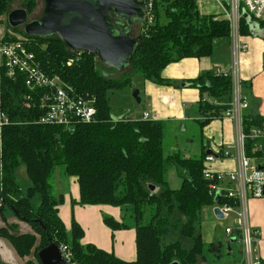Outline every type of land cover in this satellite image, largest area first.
Segmentation results:
<instances>
[{
	"label": "trees",
	"instance_id": "16d2710c",
	"mask_svg": "<svg viewBox=\"0 0 264 264\" xmlns=\"http://www.w3.org/2000/svg\"><path fill=\"white\" fill-rule=\"evenodd\" d=\"M12 1L15 0H0V23ZM22 1L23 9L31 14L35 0ZM155 3V24L150 28L141 25L132 62L119 72L123 73L121 77H113L106 69L102 73L99 61L92 55L70 54L55 37L40 40L26 37L21 31L18 36H4L5 40L24 38L44 71L58 76L78 94L94 99L98 111L97 122L91 125H40L36 121L38 112L24 108V97L29 92L24 82L8 78L1 70V107L13 124L0 128V200L2 208L13 209L17 219L29 224L34 234L10 235L4 230L0 234L10 240L21 257L34 254L36 264H41L38 252L54 243L68 246L76 264H200L207 261L206 253L219 245L211 243L207 248L200 231L203 209L215 204L204 177L206 150L200 158H185L177 153L166 156L164 122L132 120L125 115L114 118L110 105L109 95L127 88L135 77L164 85L162 72L167 66L185 59L211 58L216 43L229 38L222 12H201L199 0ZM159 8L167 17L165 25L160 23ZM242 27L248 36L245 20ZM192 86L200 94L198 110L202 119L198 124L202 133L228 109L231 82L205 72ZM244 124L246 133H250L264 128V118L245 116ZM260 145L264 148V140L248 139L247 157L263 155L256 152ZM22 166L30 182L27 189L17 181ZM61 166L65 176L77 179L81 199L74 204L110 206L122 211L121 222L105 216L104 223L113 232L136 231V261L124 262L94 245H83L84 232L74 220L67 231L59 216L64 200L53 182ZM173 167L182 178L178 190H172L167 180ZM149 186L158 188V192L153 193Z\"/></svg>",
	"mask_w": 264,
	"mask_h": 264
},
{
	"label": "built area",
	"instance_id": "2783aa9c",
	"mask_svg": "<svg viewBox=\"0 0 264 264\" xmlns=\"http://www.w3.org/2000/svg\"><path fill=\"white\" fill-rule=\"evenodd\" d=\"M144 1L145 19L142 28H150L156 21V3L155 0ZM215 1L221 9V18L226 20L229 27L231 62L228 69H217L214 73L231 82V100L222 117L234 125L235 142L219 156H207L205 164L231 159L236 162L237 167L229 173L212 172L206 168L204 177L209 182L208 195L214 202L218 196L220 198V202L215 203L211 211L214 213L215 209H219L223 220L230 219L232 215L236 216L234 225H228L225 229L226 237L229 241H234L232 251L235 244L239 248L240 257L234 264H262L261 257L256 252L259 234L249 224L248 203L250 199L264 198V167H250L251 159L247 157L246 142L248 139L264 140V128H255L250 133L245 131V112L249 108V102L243 92L242 71L243 57L249 51V45L243 40L242 23L246 14L252 22L264 28V0ZM0 68L8 78L24 82L29 90L24 97V108L38 112V124L72 128L97 122L95 100L78 94L58 76H51L44 71L31 50L30 43L24 38L0 39ZM142 120H150V115L144 114ZM10 124L13 123L2 109L0 101V128ZM256 152L264 153V148L260 145ZM217 247V254L221 257V245ZM59 249L67 264H76L68 246L62 245ZM232 251L229 253L227 250V254L230 256Z\"/></svg>",
	"mask_w": 264,
	"mask_h": 264
},
{
	"label": "crops",
	"instance_id": "0c3cea01",
	"mask_svg": "<svg viewBox=\"0 0 264 264\" xmlns=\"http://www.w3.org/2000/svg\"><path fill=\"white\" fill-rule=\"evenodd\" d=\"M199 9L203 13H217L216 10L219 9L221 13L215 0H199ZM136 32V35H139L140 29H137ZM243 40L249 45V51L243 57L242 71L243 92L249 102L245 116L264 118V42L258 37L251 36L250 32L248 36L243 34ZM225 41V46L220 45L217 55L214 51L211 58L185 59L167 66L162 72V78L166 81L164 85L143 81L140 90L141 104L144 100L146 103L143 115L149 114L150 120L164 122L167 126L171 125L172 128L182 130V132H186L188 126L198 124V121L202 119L198 110L200 94L198 88L192 86V82L205 72L214 73L217 68H223V70L229 68L231 48L229 40ZM143 115L136 120L142 119ZM130 119L134 120L132 117ZM202 137L206 140L202 143V146L207 148L205 150L210 149L215 153V156H219L222 151L235 142L234 125L222 116L217 117L202 130ZM236 167V162L231 159H221L205 164V168L217 173L233 172ZM224 185L228 186L226 183ZM56 192L64 200V203L59 206L60 218L68 232L71 230L73 220L82 228L84 232L83 245H94L124 262L136 261V231L129 229L113 232L104 223L105 216L121 222L123 213L120 209L110 206L74 204V202H80L81 199L77 179L69 178L63 173L58 178ZM0 209V231L4 230L10 235L34 234L29 224L17 219L13 209L2 208L1 200ZM207 209L211 210V208ZM248 217L251 228L259 234L256 252L264 264V198L249 201ZM235 218L236 216L233 215L230 217V225H234ZM29 262L36 264L34 254L21 257L10 240L0 234V264H28Z\"/></svg>",
	"mask_w": 264,
	"mask_h": 264
},
{
	"label": "water",
	"instance_id": "95a60500",
	"mask_svg": "<svg viewBox=\"0 0 264 264\" xmlns=\"http://www.w3.org/2000/svg\"><path fill=\"white\" fill-rule=\"evenodd\" d=\"M11 29H20L24 36L47 40L57 38L70 54H89L97 58L106 70L125 71L131 64L137 49L139 36L133 32L145 19L143 0H41L39 18L29 20L25 10L8 14ZM250 35L264 42V28L252 22L245 14ZM189 86V85H188ZM134 98L141 104L140 92ZM207 156L215 155L207 150ZM153 193L158 188L149 186ZM220 202L219 196L215 203ZM217 219L223 220L219 209L214 210ZM233 240L228 241L227 250L232 251ZM41 264H67L59 246L52 243L38 252ZM172 264H179L174 262Z\"/></svg>",
	"mask_w": 264,
	"mask_h": 264
},
{
	"label": "rangeland",
	"instance_id": "374dc122",
	"mask_svg": "<svg viewBox=\"0 0 264 264\" xmlns=\"http://www.w3.org/2000/svg\"><path fill=\"white\" fill-rule=\"evenodd\" d=\"M162 1V0H161ZM173 1V0H170ZM36 6L32 10L31 14H29V20L33 21L39 18L40 10H41V0H35ZM24 3L22 0H15L12 1L10 4V8L8 11V14L15 10H24L23 9ZM160 15H161V25L167 24V17L165 15V12L162 8H159ZM217 9V12H220V10ZM8 14L7 16H4L0 23V37L4 38V36H18L20 29H17V31H14L9 28L8 24ZM137 32L135 31L134 35H136ZM0 38V39H2ZM226 41L221 40L216 43L215 47V55H217L219 46L223 45L225 46ZM101 66V65H100ZM222 69L223 68H217ZM216 69V70H217ZM101 72H104V68L102 66L100 67ZM109 74H114L113 77H121L123 73L111 71V70H105ZM143 79L141 76H137L134 79H132L131 84L128 85L127 88H125L122 91H116L109 95L110 98V105L113 109V116L114 118L125 115L134 118V120L140 118L144 111L146 110V106L144 102L142 104H137L136 99L134 98V94L136 91L141 90ZM141 98V97H140ZM166 131L164 135V152L165 155H173L174 153L180 154L184 156L185 158H200L202 156V152L207 149L205 146H202L204 143L200 125H192L188 126L186 132H182V130L174 129L171 125H166ZM218 151V150H217ZM207 152V151H206ZM222 162V161H220ZM264 167V154L259 157H254L250 160V167H258V166ZM63 173L64 175V168L61 166L57 168L56 174L53 178V182L56 185L58 183V178L60 174ZM168 184L170 183L169 187L171 189H179L180 184L182 183V178L180 177L179 173L177 172V168L173 167L170 169L167 175ZM17 181L20 185L23 186L24 189L28 188L30 186L29 179L26 174V169L24 166H22L18 172H17ZM250 198H252L250 196ZM253 199H250V201ZM125 215V212H124ZM108 217V216H107ZM179 217V216H178ZM129 222V220H127ZM231 224V220H219L214 216V213L210 209H203V212L201 214V224H200V231L203 235V239L207 244V248H209V245L211 243H219L221 245L220 254L221 257H216L214 253L218 252V247L215 246L213 249V252L206 253L207 261L202 262L200 264H234L235 261L239 259V248L238 245H234V249L232 251V254L229 256L227 254V245L229 239L225 235V229L228 225ZM31 227V226H30ZM40 242V237L37 238V245Z\"/></svg>",
	"mask_w": 264,
	"mask_h": 264
},
{
	"label": "flooded vegetation",
	"instance_id": "af4514ba",
	"mask_svg": "<svg viewBox=\"0 0 264 264\" xmlns=\"http://www.w3.org/2000/svg\"><path fill=\"white\" fill-rule=\"evenodd\" d=\"M137 29H140V27H139L138 25L135 27V29H134V32H133V33H135V31H136Z\"/></svg>",
	"mask_w": 264,
	"mask_h": 264
},
{
	"label": "bare ground",
	"instance_id": "6f19581e",
	"mask_svg": "<svg viewBox=\"0 0 264 264\" xmlns=\"http://www.w3.org/2000/svg\"><path fill=\"white\" fill-rule=\"evenodd\" d=\"M144 1V0H143ZM145 2V1H144ZM140 28H141V25H138ZM133 35H134V33H133ZM134 36H138V35H134ZM91 125V124H90Z\"/></svg>",
	"mask_w": 264,
	"mask_h": 264
}]
</instances>
